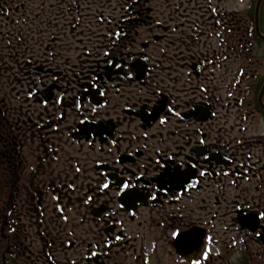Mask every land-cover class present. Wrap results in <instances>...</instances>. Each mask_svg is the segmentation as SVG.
Masks as SVG:
<instances>
[{
    "label": "snow or ice",
    "instance_id": "6c2138e0",
    "mask_svg": "<svg viewBox=\"0 0 264 264\" xmlns=\"http://www.w3.org/2000/svg\"><path fill=\"white\" fill-rule=\"evenodd\" d=\"M223 2L0 0V156L11 109L39 163L29 183L45 177L23 200L0 185V264H213L218 224L264 253V141L244 135L238 63L264 46L229 44Z\"/></svg>",
    "mask_w": 264,
    "mask_h": 264
},
{
    "label": "flooded vegetation",
    "instance_id": "af4514ba",
    "mask_svg": "<svg viewBox=\"0 0 264 264\" xmlns=\"http://www.w3.org/2000/svg\"><path fill=\"white\" fill-rule=\"evenodd\" d=\"M8 2L11 4L12 0H8ZM250 4L251 7L245 11L236 10L239 7L237 0H224L219 7L222 9L226 24L233 30L229 44L235 46L238 39L242 43L247 40L251 42L253 50H256L258 47L264 46V42L255 39V30L257 26H259L260 30L264 32V2H262V0H250ZM258 4L260 7L259 12L256 11ZM10 17L13 22L16 19H19L18 16H13L12 13H10ZM2 23L3 21H0V24ZM7 27H10V25H5V28ZM248 29H252L253 36L246 38L245 32ZM15 31L16 28H12V32L15 33ZM213 43L215 44V41H213ZM249 59H251V63H247L243 59L238 61L248 75V79L243 85V88L247 89V93H241V98H245V95L247 97V106L241 111L243 114L251 113L249 119L243 122L244 126L248 129L244 135L251 138L253 141H264V123H262V121H264V113L258 109L256 100V93H264V56L257 53L256 56L250 57ZM235 70L236 66L233 65L230 68V74L226 77V80H231V73H234ZM64 71L67 70L65 69ZM9 111L11 114L8 117V124L11 127H5L4 129V133L7 136L9 143L6 146L3 155L0 156V176L3 177V179L0 180V185H11V188L5 189V197L7 196L8 191L17 189L20 191V196L23 200L27 195L24 189H32L33 185L38 187V181L45 179V177L36 174L37 179L32 180L31 183H29V179L33 175V173L30 172V169L33 167H39V163L36 156L31 153L30 148L25 146L28 144V141L23 133H20L18 129L15 132L12 131V129L15 128V121L18 117L14 111H11V109H9ZM69 122L71 123V121ZM53 139H55V137H53ZM261 152H264V147H261L259 144L256 145L253 149V159L256 158V154ZM17 206L19 207V204ZM144 224L145 227L143 231L146 232L150 227L146 214L144 215ZM222 229L223 224H218L217 232L219 235L216 236V239L219 241V244L215 246L213 251V264H264V253L257 255V253L260 252L257 245H249L252 255H249L248 251L239 244L233 249L229 247L232 233H224ZM33 233L36 235V239L33 241L35 247H33L31 251L35 254L37 253V249L41 247L43 241L38 237L35 228L33 229ZM25 243H27V241H25ZM134 247L139 251V243ZM216 252H219L221 255L217 257ZM101 260L103 264H135L130 257H126L123 254L120 256L113 255L110 260L104 258H101ZM29 261L31 264H44V256L40 254L38 259H32V257L25 259L24 257H20L15 261V264H29ZM160 264H171V262L167 256H161Z\"/></svg>",
    "mask_w": 264,
    "mask_h": 264
}]
</instances>
